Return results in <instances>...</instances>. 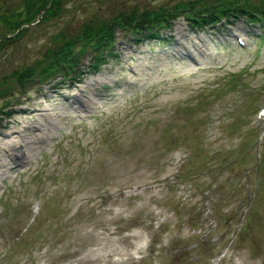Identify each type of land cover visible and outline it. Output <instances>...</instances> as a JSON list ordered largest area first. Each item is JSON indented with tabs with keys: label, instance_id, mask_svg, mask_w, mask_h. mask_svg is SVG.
Wrapping results in <instances>:
<instances>
[{
	"label": "rangeland",
	"instance_id": "rangeland-1",
	"mask_svg": "<svg viewBox=\"0 0 264 264\" xmlns=\"http://www.w3.org/2000/svg\"><path fill=\"white\" fill-rule=\"evenodd\" d=\"M118 1L62 0L3 45L0 77ZM113 53L0 99V264H264V21L179 17L152 38L118 33Z\"/></svg>",
	"mask_w": 264,
	"mask_h": 264
},
{
	"label": "trees",
	"instance_id": "trees-1",
	"mask_svg": "<svg viewBox=\"0 0 264 264\" xmlns=\"http://www.w3.org/2000/svg\"><path fill=\"white\" fill-rule=\"evenodd\" d=\"M62 0H23L21 7L2 10L0 4V50L17 40L29 25L39 19L47 20L61 13ZM182 17L194 28L215 26L222 20L245 18L250 22L264 21V0H158L155 4L118 1L105 13L92 15L73 29L54 32L40 55L0 77V99L6 101L22 92L35 80L62 77L64 80L85 75L82 58L90 52L86 65L96 73L107 57L114 54L118 33H126L135 40L155 37L159 30L170 28ZM9 106H0V114Z\"/></svg>",
	"mask_w": 264,
	"mask_h": 264
},
{
	"label": "bare ground",
	"instance_id": "bare-ground-1",
	"mask_svg": "<svg viewBox=\"0 0 264 264\" xmlns=\"http://www.w3.org/2000/svg\"><path fill=\"white\" fill-rule=\"evenodd\" d=\"M178 30H180V28L178 27ZM189 45V44H188ZM191 45H193V43H191ZM190 46V45H189ZM199 50V49H198ZM180 55H182L183 53H180V52H178ZM206 61V60H205ZM206 63H208V60L206 61ZM202 64V63H201ZM205 64V63H204ZM137 78V77H136ZM138 79V78H137ZM93 80H95V81H98L99 79H93ZM94 81V82H95ZM135 81H137V80H133L132 82H135ZM91 84V83H90ZM91 105V104H90ZM93 108H95L94 106H92ZM92 108V109H93ZM47 110V108H42V107H40V106H35V107H30L29 108V112L32 114V116L34 117V118H32L31 119V121H30V123H34V122H38V121H36V117H38V116H41V115H43L44 114V112ZM64 115V114H63ZM38 124V125H37ZM36 124V127H34L35 128V130H37V129H39V127L41 126L42 127V124H40L39 122ZM28 128H31V127H28V126H24V129H27L28 130ZM31 130V129H30ZM15 133H17V131H7L6 133H5V136H8L9 137V140L10 141H8L7 143H3L2 141H1V143H3V144H6V148L8 147L9 149L8 150H11V148H14V150L15 151H19V153L18 154H14L15 156H13V157H16L17 159H18V161H19V163H22L24 160H26V156H25V154H26V151H24L22 148V145H19V139H15L16 138V135H15ZM18 134V133H17ZM15 135V136H14ZM17 137H19L18 135H17ZM31 139L28 141V143H26L27 144V147L28 148H25V150H29V147L31 146ZM34 141V140H33ZM13 150V149H12ZM7 151V150H6ZM11 152V151H10ZM20 158H21V160H20ZM4 165L7 167V168H9L11 165H12V162H8V161H4ZM3 164H1L0 166H2ZM3 165V166H4ZM155 183H157L156 181H152V182H146L145 183V186H144V189H147V190H149V191H151L152 189H154L155 187H157L158 185L156 184L155 185ZM131 238V236H129V235H127V236H124L123 237V239H125V240H127V239H130ZM128 254V253H127ZM119 263H121V262H119Z\"/></svg>",
	"mask_w": 264,
	"mask_h": 264
}]
</instances>
